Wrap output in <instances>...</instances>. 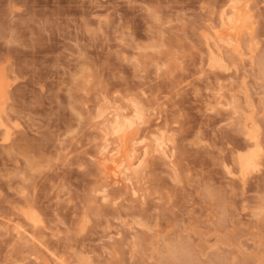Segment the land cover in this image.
<instances>
[{
    "label": "clouds",
    "instance_id": "1",
    "mask_svg": "<svg viewBox=\"0 0 264 264\" xmlns=\"http://www.w3.org/2000/svg\"><path fill=\"white\" fill-rule=\"evenodd\" d=\"M6 217L0 264H264V0H0Z\"/></svg>",
    "mask_w": 264,
    "mask_h": 264
},
{
    "label": "bare ground",
    "instance_id": "2",
    "mask_svg": "<svg viewBox=\"0 0 264 264\" xmlns=\"http://www.w3.org/2000/svg\"><path fill=\"white\" fill-rule=\"evenodd\" d=\"M10 134V133H9ZM23 212L25 213V214H30V215H32V219L33 220H36V221H38L39 220V217L37 216V215H35V214H33V211L31 210V209H23ZM13 223V222H12ZM4 224V223H3ZM22 226V225H21Z\"/></svg>",
    "mask_w": 264,
    "mask_h": 264
},
{
    "label": "rangeland",
    "instance_id": "3",
    "mask_svg": "<svg viewBox=\"0 0 264 264\" xmlns=\"http://www.w3.org/2000/svg\"><path fill=\"white\" fill-rule=\"evenodd\" d=\"M9 218H5V221H0V225H3V223H5L7 220H8ZM13 222V223H12ZM16 223H17V221L16 220H11V224L13 225V226H15L16 225ZM23 226V225H22Z\"/></svg>",
    "mask_w": 264,
    "mask_h": 264
}]
</instances>
